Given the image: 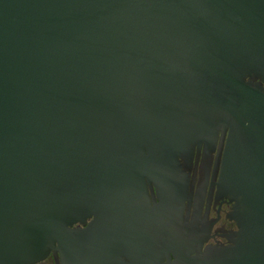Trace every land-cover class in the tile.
<instances>
[{
	"label": "water",
	"instance_id": "water-1",
	"mask_svg": "<svg viewBox=\"0 0 264 264\" xmlns=\"http://www.w3.org/2000/svg\"><path fill=\"white\" fill-rule=\"evenodd\" d=\"M258 78L264 0H0V264H99L105 202L143 175L170 197L219 132L239 231L202 262L264 264Z\"/></svg>",
	"mask_w": 264,
	"mask_h": 264
},
{
	"label": "flooded vegetation",
	"instance_id": "flooded-vegetation-1",
	"mask_svg": "<svg viewBox=\"0 0 264 264\" xmlns=\"http://www.w3.org/2000/svg\"><path fill=\"white\" fill-rule=\"evenodd\" d=\"M248 79V78H246ZM264 88L261 79H257ZM227 134L194 145L192 154L177 158L179 191L170 197L161 186L141 177L139 197L115 196L109 238L98 239L99 264H203L211 252L235 247L239 226L235 202L220 189ZM94 216L71 227H87ZM32 264H62L49 253Z\"/></svg>",
	"mask_w": 264,
	"mask_h": 264
}]
</instances>
